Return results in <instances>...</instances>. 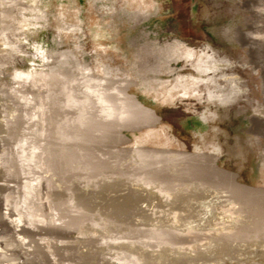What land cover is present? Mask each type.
Here are the masks:
<instances>
[{
	"label": "rangeland",
	"instance_id": "rangeland-1",
	"mask_svg": "<svg viewBox=\"0 0 264 264\" xmlns=\"http://www.w3.org/2000/svg\"><path fill=\"white\" fill-rule=\"evenodd\" d=\"M0 264H264V0H0Z\"/></svg>",
	"mask_w": 264,
	"mask_h": 264
},
{
	"label": "bare ground",
	"instance_id": "bare-ground-1",
	"mask_svg": "<svg viewBox=\"0 0 264 264\" xmlns=\"http://www.w3.org/2000/svg\"><path fill=\"white\" fill-rule=\"evenodd\" d=\"M180 56H181L182 60H186L189 57L190 58L193 57L192 55H187V54L186 55L185 54L184 55H180ZM207 57H208V60L210 62L207 69H208L209 72L212 73V79L210 81H212V85L216 86L215 89L217 88L216 92L212 94L215 98H211V100L216 99V100H219L221 102H224L227 98H229L230 91L224 92L225 90L223 89V87H221V85H238L236 81L240 77L237 76V75L221 74V76L218 78L216 75L219 73V71L221 69L229 67L231 65L230 61L225 59V58H216L213 55H208ZM167 61H169V60L166 59L165 62H167ZM198 68H199V66L196 67V69H198ZM191 79H192L191 83L193 85H196V86H198L199 84H202V82H204V80L197 79L194 76L191 77ZM219 80H222V83H220ZM175 83L177 85H182V84H185L186 81H185V78H183L182 76L178 75L175 78ZM230 87L233 89V86H230ZM185 93H187V91H185ZM190 94H192L191 96L197 95V92L189 93V95Z\"/></svg>",
	"mask_w": 264,
	"mask_h": 264
}]
</instances>
